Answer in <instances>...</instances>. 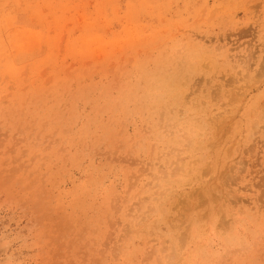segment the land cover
Returning a JSON list of instances; mask_svg holds the SVG:
<instances>
[{"label":"rangeland","instance_id":"rangeland-1","mask_svg":"<svg viewBox=\"0 0 264 264\" xmlns=\"http://www.w3.org/2000/svg\"><path fill=\"white\" fill-rule=\"evenodd\" d=\"M0 264H264V0H0Z\"/></svg>","mask_w":264,"mask_h":264},{"label":"bare ground","instance_id":"bare-ground-1","mask_svg":"<svg viewBox=\"0 0 264 264\" xmlns=\"http://www.w3.org/2000/svg\"><path fill=\"white\" fill-rule=\"evenodd\" d=\"M236 99V98H235ZM241 102V101H240ZM234 103V102H233ZM169 126V125H168ZM255 126V125H254ZM179 131V130H178ZM177 162V161H176ZM181 162H183V161H181ZM173 163V162H172ZM176 164V163H175ZM188 165H189V163H188ZM206 169V168H205ZM175 171H178V170H175ZM172 172V171H171ZM202 174V173H201ZM164 198V197H163ZM155 201H157V200H155ZM165 203V202H164ZM160 206V205H159ZM158 206V207H159ZM153 210V209H152Z\"/></svg>","mask_w":264,"mask_h":264}]
</instances>
